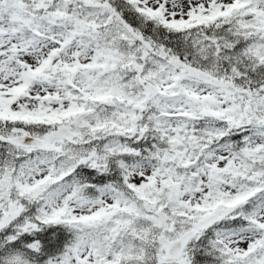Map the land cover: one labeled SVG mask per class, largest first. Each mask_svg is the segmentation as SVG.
<instances>
[{
  "label": "snow or ice",
  "instance_id": "obj_1",
  "mask_svg": "<svg viewBox=\"0 0 264 264\" xmlns=\"http://www.w3.org/2000/svg\"><path fill=\"white\" fill-rule=\"evenodd\" d=\"M0 264H264V0H0Z\"/></svg>",
  "mask_w": 264,
  "mask_h": 264
}]
</instances>
